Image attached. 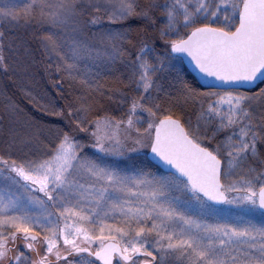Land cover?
Segmentation results:
<instances>
[{"label": "snow or ice", "instance_id": "obj_1", "mask_svg": "<svg viewBox=\"0 0 264 264\" xmlns=\"http://www.w3.org/2000/svg\"><path fill=\"white\" fill-rule=\"evenodd\" d=\"M4 25L73 92L40 105L61 127L0 86V264H264V0H6ZM33 63L0 31V73Z\"/></svg>", "mask_w": 264, "mask_h": 264}, {"label": "trees", "instance_id": "obj_2", "mask_svg": "<svg viewBox=\"0 0 264 264\" xmlns=\"http://www.w3.org/2000/svg\"><path fill=\"white\" fill-rule=\"evenodd\" d=\"M2 3L3 2H0V4ZM23 3H25V0L18 5H22ZM131 27L134 29H142L144 25L141 23H133ZM0 31H4L8 39L13 41L16 46L24 45L33 49L34 56V63L29 69L28 75L20 80L13 77V80H17L16 83H13L0 73V86L7 87L13 99L20 103L21 107L24 108L28 114L34 116L41 124L58 125L62 127L63 123L66 121H63L62 117L51 115L47 111H41L40 105H47L51 101L57 107H65L66 100L69 98V93L73 92V89L69 88L68 81L62 79L61 74L54 70L52 67L53 60L49 59L48 54L43 52L33 39V29L23 26L16 27L13 25H4L0 27ZM134 35L135 34H133V37L129 38H134ZM116 67L119 68V65L117 64ZM106 75L109 76L110 80L112 79V73H106ZM111 86L112 84L110 83L109 87ZM25 91H30L35 99H28L25 96ZM61 93H63V95H61ZM37 101H39V103H37ZM102 102L106 104L109 103L107 101ZM2 103L3 99L0 97V104ZM113 114L119 115V110Z\"/></svg>", "mask_w": 264, "mask_h": 264}, {"label": "rangeland", "instance_id": "obj_3", "mask_svg": "<svg viewBox=\"0 0 264 264\" xmlns=\"http://www.w3.org/2000/svg\"><path fill=\"white\" fill-rule=\"evenodd\" d=\"M22 1H24V0H8V2L15 3V4H19ZM0 2L4 3V2H6V0H0ZM193 119H194V117H193ZM78 138L82 139V140H85L84 134H80V136ZM85 142H87V141L85 140Z\"/></svg>", "mask_w": 264, "mask_h": 264}, {"label": "water", "instance_id": "obj_4", "mask_svg": "<svg viewBox=\"0 0 264 264\" xmlns=\"http://www.w3.org/2000/svg\"><path fill=\"white\" fill-rule=\"evenodd\" d=\"M186 68H187V70L190 72V73H192V69H191V67L190 66H185ZM194 74V73H193Z\"/></svg>", "mask_w": 264, "mask_h": 264}]
</instances>
